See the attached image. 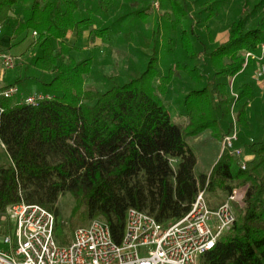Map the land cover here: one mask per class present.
<instances>
[{
	"label": "trees",
	"instance_id": "trees-1",
	"mask_svg": "<svg viewBox=\"0 0 264 264\" xmlns=\"http://www.w3.org/2000/svg\"><path fill=\"white\" fill-rule=\"evenodd\" d=\"M117 1L0 0V25L10 36L11 47L37 32L27 51H33L29 60L15 67L23 69V77L6 85L21 87L26 81L50 96L37 106L0 99L4 108L0 137L9 158L7 163L0 161V216L22 201L38 203L54 212L55 236L61 244H70L76 228L96 218L106 221L114 239L121 242L130 207L167 225L189 212L200 190L206 189L208 204L215 208L216 199L244 186L243 205L235 203L233 228L203 254L201 264H264V102L251 78L253 72H241L245 58L240 53L259 51L264 43V15L258 19L264 0L252 10L242 9L229 25L228 39L209 52V81L200 72V51L192 44L195 21L190 5L174 0L177 18L172 28L180 33L183 51L178 67L200 85L190 88L184 110L192 113L195 105L209 102L205 108L215 115L198 118L191 129L173 121L152 82L157 69L153 63L159 60L156 52L136 78L118 80L113 73L115 77L106 75L110 84L104 90L87 85L85 76L92 73L94 55L80 57L85 30L89 29L87 44L99 39L106 43L127 17L133 15L129 20L133 22L150 15L147 6L113 16ZM217 1L211 0L212 5L200 12L214 15ZM74 30L78 41L70 45ZM158 37L159 33L157 42ZM168 43L169 55L177 57L175 37ZM183 61L188 63L182 65ZM191 61L196 64L190 66ZM217 61L221 67L214 70ZM159 75L157 70L154 77ZM233 77L239 84L235 100L241 105V133L235 146L252 158L243 169L240 157L224 149L208 173L199 172L198 154L189 138L211 130L222 141L232 131L234 103L228 82ZM67 193L75 199V207L66 218L57 203Z\"/></svg>",
	"mask_w": 264,
	"mask_h": 264
},
{
	"label": "built area",
	"instance_id": "built-area-1",
	"mask_svg": "<svg viewBox=\"0 0 264 264\" xmlns=\"http://www.w3.org/2000/svg\"><path fill=\"white\" fill-rule=\"evenodd\" d=\"M152 3L158 9L161 0H152ZM2 33L0 25V35ZM33 34L36 36L37 32ZM241 54L245 58L241 72L254 61L253 77L264 82V43L259 51L245 50ZM19 59L11 46L0 48L2 74L14 69ZM234 82L235 77L232 84ZM15 97L21 103L37 106L50 96L40 91L24 93L18 84L0 86V99ZM3 111L0 104V117ZM238 140L239 129L234 121L232 131L221 141L222 152L229 149L241 158L244 150L235 146ZM0 147L6 148L1 137ZM241 166L246 169L247 161L241 160ZM238 198L235 188L214 208L208 204L206 189H202L189 212L167 225L145 211L130 207L121 242L114 239L106 221L96 218L78 227L70 244L57 240L53 211L38 203L22 201L8 206L0 216V222L9 225L7 233L0 231V243L8 246L7 249L0 247V264H201L203 254L233 228Z\"/></svg>",
	"mask_w": 264,
	"mask_h": 264
},
{
	"label": "rangeland",
	"instance_id": "rangeland-1",
	"mask_svg": "<svg viewBox=\"0 0 264 264\" xmlns=\"http://www.w3.org/2000/svg\"><path fill=\"white\" fill-rule=\"evenodd\" d=\"M180 1L188 2L190 5L191 17L195 21V34L191 35V39H193L192 44H195L197 51H200V55L198 56L199 59L197 61V63H200L201 65L200 72L206 76V81H209L211 78L210 76L212 75L211 72H206V68L212 66V58L209 52L215 46L225 42L228 39L229 25L240 15L242 9H246L248 11L252 10L254 4L258 0H218V4L215 7L216 13L211 16L208 15V13L212 14L213 11L207 10L205 13L200 12L202 8H207L212 5L211 0ZM202 2L206 3L201 4ZM147 6H150V15L146 20L135 19L133 22H129V20L133 18V15L127 17L128 20L123 23V28L117 33H111V38H109L106 43L99 39L97 40L98 42L96 44H87L88 41H84V39H86V35L89 34V29L85 30L84 37L81 42L82 48L80 57L83 58L85 55L90 53L94 55L92 73L89 76H85L87 85L96 87L99 90H104L110 84L106 75H110L109 77L116 76L114 79L118 78V80L136 78L139 74H141V72H143V70L145 71L146 68H148L149 62L156 52L159 60L154 61L153 64H155V67L157 68L155 74L158 70L160 75L155 78L154 74L152 77V82L154 85H156L158 93L161 94L162 98L166 101L173 121L180 123L183 126L190 127L194 121L198 120V118L202 119L205 117H214V111L205 108V106H208L209 102H207V104L199 103L197 106L195 105V109L192 113H188V109L184 110L185 101L190 88H199L200 85L197 81L192 79V77H190L186 71L181 70L178 67V62H180L182 59L181 54L183 51H180V33H178V29L175 30L172 28L174 24L173 21L177 18L175 1L161 0L160 8L156 9L153 7L152 0H120L116 2L112 13L113 16H125L128 12L131 13L132 11L142 7L147 8ZM263 13L264 10L258 15V19L264 15ZM255 21L256 18L253 19V22ZM177 27L179 28V25ZM31 33L24 42L19 43L16 46H20L26 43L28 40L34 41L36 37L33 33ZM158 33L159 42L156 41V35ZM173 36L177 42L174 54L177 53L178 59L174 55H169L171 50H169L170 45L168 40L170 37L173 38ZM243 51L244 50H242L240 53ZM32 53L33 51H29L28 53L26 52L23 54L18 63L24 65L27 60H29ZM187 63L188 62L183 61L182 65ZM195 64L196 62H190V66ZM214 65V70L221 67V63L219 61L215 62ZM254 68V61H252L249 68L247 69V73L251 74L254 71ZM22 77L23 69L20 71L14 68L6 72L7 81L18 80ZM251 78L254 79V77ZM254 81L256 83L257 94L260 100L264 102V82H259L255 79ZM20 85L24 93L39 91V86L34 83L31 85L30 83L27 84L26 81H23ZM238 86L239 84L237 83V80L232 84V78L229 79L228 89L230 96L233 98V103L236 104V106H234L232 103V119L237 122L240 135L241 124L239 122V110L241 105H237V101L235 100V98H238L237 94H239V90L237 88ZM14 99L18 98L15 97ZM189 140L201 156L200 169L207 168L208 165L211 166V159H213V156H215L216 148L218 149L220 155L222 153V142L217 136L214 135V131L207 130L200 135L190 137ZM204 156L207 157L206 160L202 159ZM251 158L252 156L245 153L244 151V155L240 159L248 161ZM0 161L4 163L9 162L8 155L2 147H0ZM205 171L208 173L210 171V167ZM237 189L239 198L236 203L243 205V198L246 195V187L241 186L237 187ZM226 198L227 196H221L215 201H217L219 204ZM57 206L67 218L70 216L72 209L75 207V199L69 193L63 194L60 196ZM88 224L89 222L80 225L79 227L86 226ZM8 226L9 225L7 223L1 222L0 231L2 233H7ZM0 247L5 249L8 248L7 245L1 243Z\"/></svg>",
	"mask_w": 264,
	"mask_h": 264
},
{
	"label": "crops",
	"instance_id": "crops-1",
	"mask_svg": "<svg viewBox=\"0 0 264 264\" xmlns=\"http://www.w3.org/2000/svg\"><path fill=\"white\" fill-rule=\"evenodd\" d=\"M77 30H74L72 33H70L69 35V40H68V43L70 45H74L75 43H77L78 41V34H77ZM87 37L88 35H86V39H84V41L87 40ZM32 42L33 40H28L26 41V43L20 45V46H15L13 47V52L14 54L21 58L23 56V54H25L32 46ZM98 42V41H97ZM96 42V43H97ZM12 45V42H11V38L9 35H5L4 32L0 35V48L2 47H7V46H11ZM3 70H2V66H1V62H0V79H2V81H0V86L1 85H6L7 84V80H6V73L5 74H2ZM190 141V140H189ZM191 143V142H190ZM221 145V144H220ZM221 149V148H220ZM4 150V149H3ZM197 151V150H196ZM197 154H198V165H197V170L199 172H205L206 173V169L210 167V170L212 169V167L214 166V164L216 163L217 159L220 157L219 155V152H218V149L216 148V152H215V156H213V159H211L212 161V164L211 166H207V168H204V169H200V162H201V156L200 154L198 153L197 151ZM217 156V157H216ZM206 156L202 157V159H205L206 160ZM215 159V160H214Z\"/></svg>",
	"mask_w": 264,
	"mask_h": 264
}]
</instances>
